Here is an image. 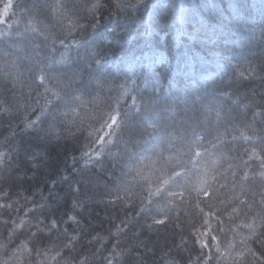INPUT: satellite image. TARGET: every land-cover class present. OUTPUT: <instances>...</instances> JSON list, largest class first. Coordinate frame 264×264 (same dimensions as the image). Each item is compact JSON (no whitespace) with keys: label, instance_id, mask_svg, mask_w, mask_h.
<instances>
[{"label":"trees","instance_id":"16d2710c","mask_svg":"<svg viewBox=\"0 0 264 264\" xmlns=\"http://www.w3.org/2000/svg\"><path fill=\"white\" fill-rule=\"evenodd\" d=\"M92 2L64 0L68 15L87 11L69 35L51 14L55 0H0V66L17 58L27 77L39 45L50 76L89 107H117L124 123L114 147L107 127L103 145L75 127L57 138L54 121L25 128V109L0 81L11 107L0 115V244L23 241L33 260L68 244L65 256L87 253L91 264H264V0H145L118 16L88 11ZM198 152L216 190L214 200L204 191L210 205L176 206L170 226L150 231L145 217L158 208L138 214L119 202L150 160L191 155L200 169Z\"/></svg>","mask_w":264,"mask_h":264},{"label":"clouds","instance_id":"9594fccd","mask_svg":"<svg viewBox=\"0 0 264 264\" xmlns=\"http://www.w3.org/2000/svg\"><path fill=\"white\" fill-rule=\"evenodd\" d=\"M132 3V0H127ZM145 3L136 5L135 7H117V0H104L102 6L103 11L108 15L118 16L123 13L135 12L141 8ZM100 7L98 11L100 10ZM53 19L68 30V34L72 35V29L80 27V21L87 19V11L84 10L80 17H73L71 15H61L59 18ZM99 19V17H96ZM69 21L71 25H69ZM63 43V41H61ZM167 55L166 53H164ZM43 90L41 89V92ZM80 97V99H77ZM51 104L49 105L47 114L40 117L39 124L36 127L43 129L46 125H50L53 121L56 127L60 130L66 127H75L77 132L88 138L90 144L97 142V136L100 135V129L105 128L110 121V117L115 114L117 107L108 104L103 107H89L82 102L78 90L74 91L69 88L62 92L60 97H51ZM66 102V103H65ZM43 100L40 101L42 105ZM61 105H65L67 110H62ZM40 105H37L39 108ZM119 110V109H118ZM113 138L106 142L108 147H114L116 140L124 131V123L120 115L119 124L112 130ZM170 157H157L154 166H148L142 174L139 175L137 188L133 195L127 199L124 196L119 197V202L126 208L137 210L138 214L143 212L149 205L158 208L160 215L146 216L144 223L150 231L157 229H164L170 226L173 217L170 215L171 209L176 206H183L192 204V207H198L203 203L210 205L211 200L205 199L203 192L211 190L215 199V186L211 184V169L204 171L206 167L205 158L201 153H196V163L200 164V169H195L193 164V157L190 155L187 160H174ZM178 161V162H177ZM203 172V175L201 173ZM208 180L205 181L204 177ZM198 189H200L198 191ZM182 194V195H181ZM163 195L164 206L161 207L157 198ZM194 202V203H193ZM199 214V213H197ZM229 215L231 213H228ZM158 220H164V223H156ZM76 238L74 237L73 240ZM96 237H92L94 241ZM90 241V242H92ZM69 248L65 244L63 248L57 247L53 253L51 250L41 260L39 258V251L37 252L36 260L32 259L33 252L28 251L24 247V242L21 241L13 248L0 247V264H85L87 260L91 264V257L87 253H82L81 258L72 256L69 258L64 255V249ZM19 249V252L17 251ZM21 253L23 259L21 260Z\"/></svg>","mask_w":264,"mask_h":264},{"label":"snow or ice","instance_id":"6c2138e0","mask_svg":"<svg viewBox=\"0 0 264 264\" xmlns=\"http://www.w3.org/2000/svg\"><path fill=\"white\" fill-rule=\"evenodd\" d=\"M142 3V0H132V3L122 2V0H117V7L123 8V7H135L136 5H139ZM101 4L97 2V0H93V2L88 6V11L90 12H96L98 11ZM65 3L64 0H55L54 6L51 8V14L53 17L59 18L61 15H67V11L65 10ZM69 25H71V22L69 21ZM41 37L44 39H47L46 36L43 35V33H40ZM55 43V41H53ZM99 63V61H98ZM50 67V61L43 56V53L39 50V45H37L32 50V56L29 58V67L27 69V77H25L23 72H20L18 70V59L14 58L11 61L7 62L6 66H0V81H3L7 85V91H9L14 99L18 102V107L25 109V116L23 117L25 122V128H33L35 125L39 124L40 117L47 114L49 105L51 104V97H60L62 92H64L66 89H69L71 87V82L69 80L61 79L59 77H52L49 74V71L46 69H49ZM153 76L158 78L159 73L153 69ZM98 87L101 86L97 85ZM41 89L43 90L41 92ZM33 91L36 94V100L32 101V93ZM129 89L124 88L122 90V95H127ZM17 92L19 93V96L17 97ZM77 99H80V97H77ZM43 100L44 103L41 105L40 101ZM83 102V101H82ZM37 105H40L39 108H37ZM11 107L8 105V102L6 99L0 98V115L4 113H10ZM119 110L117 109L115 114H113L110 117L109 123L106 125V127L109 129V132L107 135H112V129L114 127H117L119 124ZM50 134L59 138L60 136V130L56 126L50 127ZM97 143L100 145H103L105 143V136L99 135L97 136ZM198 143V141H197ZM198 154V153H197ZM99 155V153H97ZM261 159V167H264V156L259 157ZM169 159H172L170 157ZM178 162V161H177ZM156 163L155 160L149 161V166H154ZM260 176L262 179H264V172L260 173ZM245 179H247V176H244ZM200 189H198L199 191ZM182 195V194H181ZM212 193L211 191L204 192V198L208 199L211 197ZM236 210V209H234ZM69 220H72L73 222L76 221L75 216H69ZM164 220H158L156 223H164ZM219 223H223L222 220L219 221ZM51 226L53 228L57 227V224L55 220L51 222ZM24 222L21 221L20 224L15 225V228L23 229ZM15 231V229H13ZM35 234V233H33ZM12 233L10 232V237ZM215 239V236L212 237ZM6 245L0 244V247H5ZM207 246V245H206ZM24 247L28 251H32L31 247L24 243ZM19 252V249H17ZM210 256V253H209ZM22 257V253H21Z\"/></svg>","mask_w":264,"mask_h":264}]
</instances>
